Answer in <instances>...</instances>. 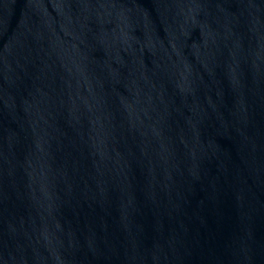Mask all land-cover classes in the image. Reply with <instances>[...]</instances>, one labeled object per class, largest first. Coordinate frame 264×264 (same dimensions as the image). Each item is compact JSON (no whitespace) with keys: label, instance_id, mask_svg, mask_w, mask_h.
Returning a JSON list of instances; mask_svg holds the SVG:
<instances>
[{"label":"water","instance_id":"obj_1","mask_svg":"<svg viewBox=\"0 0 264 264\" xmlns=\"http://www.w3.org/2000/svg\"><path fill=\"white\" fill-rule=\"evenodd\" d=\"M127 140L190 264H264V0H28Z\"/></svg>","mask_w":264,"mask_h":264}]
</instances>
